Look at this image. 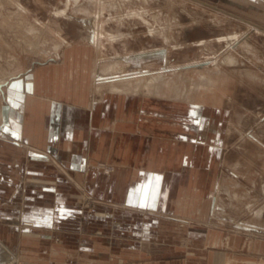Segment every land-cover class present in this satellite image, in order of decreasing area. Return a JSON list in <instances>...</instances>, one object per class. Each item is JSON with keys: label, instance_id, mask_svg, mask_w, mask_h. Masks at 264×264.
I'll use <instances>...</instances> for the list:
<instances>
[{"label": "rangeland", "instance_id": "obj_1", "mask_svg": "<svg viewBox=\"0 0 264 264\" xmlns=\"http://www.w3.org/2000/svg\"><path fill=\"white\" fill-rule=\"evenodd\" d=\"M65 65L77 97L173 100L178 116L198 126L194 209L177 218L183 224L171 220L177 235L162 228L160 240L264 242V0H0V105L11 82L48 83ZM124 167L88 158L83 174ZM72 187L66 203H78L86 223L107 199L88 184ZM99 226H84L83 235H98Z\"/></svg>", "mask_w": 264, "mask_h": 264}, {"label": "crops", "instance_id": "obj_2", "mask_svg": "<svg viewBox=\"0 0 264 264\" xmlns=\"http://www.w3.org/2000/svg\"><path fill=\"white\" fill-rule=\"evenodd\" d=\"M67 68L48 83L11 82L0 105V264H264V242L256 240H160L162 228L177 235L171 220L183 224L177 218L194 209L198 126L178 116L173 100L77 97L66 87ZM88 158L125 167L85 176ZM72 184L107 199L84 224L79 204L66 203L76 197ZM162 212L171 222L157 219ZM101 224L103 232L83 235L84 226Z\"/></svg>", "mask_w": 264, "mask_h": 264}, {"label": "bare ground", "instance_id": "obj_3", "mask_svg": "<svg viewBox=\"0 0 264 264\" xmlns=\"http://www.w3.org/2000/svg\"><path fill=\"white\" fill-rule=\"evenodd\" d=\"M14 1H15V0H14ZM99 6H100V5H99ZM101 7H102V6H101ZM96 15H98V14H96ZM95 17H96V16H95ZM96 18H97V17H96ZM98 19H99V18H98ZM31 28H32V27L30 26L29 29L31 30ZM30 30H29V31H30ZM26 31H27V30H26ZM109 38H110V37H109ZM34 42H35V41H34ZM32 44H33V43H32ZM37 44H38V43H37ZM92 45H93V44H92ZM36 46H37V45H36ZM24 47H25V46H24ZM27 48H29V46H28ZM39 49H40V48H39ZM96 64H97V63H96ZM217 72H218V71H217ZM215 73H216V72H215ZM211 88H212V87H211ZM159 97H160V96H159ZM197 97H198V96H197ZM164 98H165V97H164ZM201 101H203V100H201Z\"/></svg>", "mask_w": 264, "mask_h": 264}, {"label": "built area", "instance_id": "obj_4", "mask_svg": "<svg viewBox=\"0 0 264 264\" xmlns=\"http://www.w3.org/2000/svg\"><path fill=\"white\" fill-rule=\"evenodd\" d=\"M14 262H16V261H14ZM14 262L13 261H10V262H8V264H14Z\"/></svg>", "mask_w": 264, "mask_h": 264}]
</instances>
